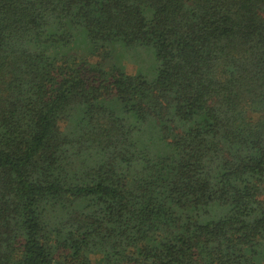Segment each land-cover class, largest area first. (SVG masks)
<instances>
[{
  "label": "trees",
  "instance_id": "obj_1",
  "mask_svg": "<svg viewBox=\"0 0 264 264\" xmlns=\"http://www.w3.org/2000/svg\"><path fill=\"white\" fill-rule=\"evenodd\" d=\"M0 264H264V0H0Z\"/></svg>",
  "mask_w": 264,
  "mask_h": 264
},
{
  "label": "rangeland",
  "instance_id": "obj_2",
  "mask_svg": "<svg viewBox=\"0 0 264 264\" xmlns=\"http://www.w3.org/2000/svg\"><path fill=\"white\" fill-rule=\"evenodd\" d=\"M141 52L142 51L126 50V49H123L122 46L116 47L117 55H120L124 59L132 60L130 62H127V64H125L126 71L131 74H133V72L135 71L136 65L138 64V62L143 65V68H145V71H147V73L149 72L150 64L144 61L145 57L143 53Z\"/></svg>",
  "mask_w": 264,
  "mask_h": 264
}]
</instances>
